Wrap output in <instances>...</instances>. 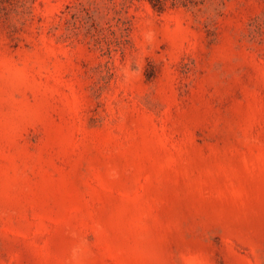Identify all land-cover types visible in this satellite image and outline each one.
<instances>
[{"label":"rangeland","instance_id":"obj_1","mask_svg":"<svg viewBox=\"0 0 264 264\" xmlns=\"http://www.w3.org/2000/svg\"><path fill=\"white\" fill-rule=\"evenodd\" d=\"M0 264H264V0H0Z\"/></svg>","mask_w":264,"mask_h":264}]
</instances>
